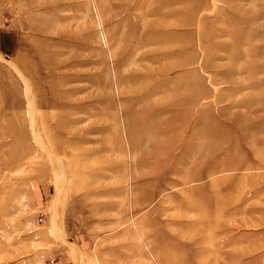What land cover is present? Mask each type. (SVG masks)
<instances>
[{
  "label": "rangeland",
  "instance_id": "1",
  "mask_svg": "<svg viewBox=\"0 0 264 264\" xmlns=\"http://www.w3.org/2000/svg\"><path fill=\"white\" fill-rule=\"evenodd\" d=\"M0 264H264V0H0Z\"/></svg>",
  "mask_w": 264,
  "mask_h": 264
},
{
  "label": "bare ground",
  "instance_id": "2",
  "mask_svg": "<svg viewBox=\"0 0 264 264\" xmlns=\"http://www.w3.org/2000/svg\"><path fill=\"white\" fill-rule=\"evenodd\" d=\"M156 35H157V34H156ZM160 36H161V35H160ZM154 37L156 38V36H154ZM155 38H154V40H155ZM156 43H157V42H156ZM21 76H22V75H21ZM27 81H28V80H27ZM26 86H27V85H26ZM30 87H31V85H30ZM29 93H30V92H29ZM31 96H32V95H31ZM31 103H32V102H31ZM31 103H30V104H31ZM28 104H29V103H28ZM32 104H33V103H32ZM32 104H31V105H32ZM53 104H55V103L53 102L51 105H53ZM34 111H35V110H33V112H34ZM30 114H31V116H34V115H35V114L32 115V111L30 112ZM35 117H36V116H35ZM35 117H34V118H35ZM37 125H38V124H37ZM32 127H33V126H32ZM32 134H33V133H32ZM36 134H38V133L36 132ZM38 135H39V134H38ZM38 135H36V136H38ZM40 137H41V136H40ZM37 139H38V137H37Z\"/></svg>",
  "mask_w": 264,
  "mask_h": 264
}]
</instances>
